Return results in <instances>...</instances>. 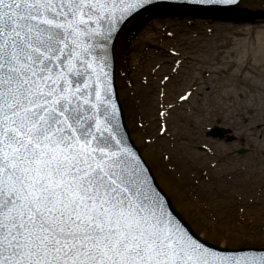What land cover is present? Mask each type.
Returning a JSON list of instances; mask_svg holds the SVG:
<instances>
[{
	"label": "snow or ice",
	"instance_id": "snow-or-ice-1",
	"mask_svg": "<svg viewBox=\"0 0 264 264\" xmlns=\"http://www.w3.org/2000/svg\"><path fill=\"white\" fill-rule=\"evenodd\" d=\"M150 4L0 0V264H264L185 226L130 143L114 40Z\"/></svg>",
	"mask_w": 264,
	"mask_h": 264
},
{
	"label": "rangeland",
	"instance_id": "rangeland-1",
	"mask_svg": "<svg viewBox=\"0 0 264 264\" xmlns=\"http://www.w3.org/2000/svg\"><path fill=\"white\" fill-rule=\"evenodd\" d=\"M233 13L247 15L251 22L236 24ZM263 17L264 0H242L227 9L156 5L126 25L115 47L116 83L131 138L192 228L229 249L264 248V110L259 107L253 115L239 107L231 114L213 104L226 90H220V81L236 83L237 98L248 92L250 84L244 78L253 73L231 81L222 71L227 62L237 61L236 51L243 47L237 42L247 39L253 27L258 32ZM217 55L219 63L206 60ZM165 75L171 79L162 83ZM195 76L201 78L194 82ZM140 88L147 94H140ZM186 92L190 99L180 101ZM260 95L255 91L262 102ZM143 100L151 106H144ZM168 105L172 108L165 122L159 112ZM161 123H166L165 135L160 134ZM216 126L231 133L212 138ZM241 150L246 153L239 154ZM190 151L195 156L186 160Z\"/></svg>",
	"mask_w": 264,
	"mask_h": 264
},
{
	"label": "bare ground",
	"instance_id": "bare-ground-1",
	"mask_svg": "<svg viewBox=\"0 0 264 264\" xmlns=\"http://www.w3.org/2000/svg\"><path fill=\"white\" fill-rule=\"evenodd\" d=\"M231 17L237 18L238 20L234 23L239 24V25H242V24L244 25L247 22L248 23L251 22L250 17H247V15L245 16L244 14H239V13L234 14L233 13L231 14ZM262 19H264V17ZM262 24H264V20ZM259 26H260L259 28L260 30L258 32L256 31V28L253 27L248 31L249 37L247 39L237 42L238 45L243 44V47L239 51H236L239 54V58L237 59L236 62H227L226 64L227 67L222 71L224 76L225 77L229 76L231 81H237L238 78H242L244 75H246V72L254 74L253 76L247 75L244 78V80L250 84L249 86L250 88L248 92H241V98L239 97L237 98L240 92H239L238 85L236 83L226 85L223 83V81H220V84H219L220 90L221 89H226V90L220 94L221 101L219 103L214 102V104L213 103L212 104L217 106V108H221L223 111H228V112L232 111L231 114L236 112V110H238L239 107L241 111L244 110L248 113H252L253 115L259 110V107L262 110H264V25H259ZM212 48L213 46H211V49ZM180 51L182 52L181 49ZM219 55H217L215 59L214 57L212 58L210 57V58H207L206 60H209V63L214 62V61L219 63L220 62L218 60ZM233 68L235 69L233 73L230 74V70H232ZM130 69L131 67L128 65V67H126L127 72H129ZM134 72H135V68H134ZM200 78L201 77L195 76L194 82L198 81V79ZM144 90L145 89L141 90L140 88V94H144V95L147 94ZM255 91H259L261 93L260 98L262 99V102H260L258 98L254 96ZM250 98H251L250 100L251 102H248L247 100ZM144 102H146V100H143V103ZM144 106L149 107L151 106V103L149 104V102H146ZM148 109L144 108V110H146V113H148ZM202 111L203 110L201 109V113ZM253 115H252V118H253ZM244 119L247 120L248 116H246ZM192 147L193 146L191 145V148ZM216 148L218 150L221 149V151H223V149L219 147L218 145L216 146ZM187 155L188 156L185 155L186 160L188 158H192L195 156L192 153V151L187 152ZM220 155L225 157L223 153H221Z\"/></svg>",
	"mask_w": 264,
	"mask_h": 264
},
{
	"label": "water",
	"instance_id": "water-1",
	"mask_svg": "<svg viewBox=\"0 0 264 264\" xmlns=\"http://www.w3.org/2000/svg\"><path fill=\"white\" fill-rule=\"evenodd\" d=\"M172 1H175V0H151V4L148 5V6H146L145 9L150 8V7H152V6H155V5H158V4H169V3L172 2ZM241 1H242V0H238V2H237L236 4L231 5V6H237L238 4L241 3ZM212 6H216L215 8H221V9H223V8H224L223 6H225V5L222 4V5H212ZM226 6H227V5H226ZM145 9H144V10H145ZM142 11H143V10L139 11V13L142 12ZM139 13H138V14H139ZM136 15H137V14H134L133 16H131L130 18H128V19L126 20V22L123 23V25H122V30H123V28L128 24V22H129L131 19H133ZM122 30L119 32V35L121 34ZM119 35L115 38V40H114V45L116 44V41H117ZM114 55H115V48H114ZM115 75H116V73H115V61H114V76H115ZM115 85H116V83H115ZM116 90H117V93H118L117 86H116ZM120 105H121V107H122L121 102H120ZM122 109H123V107H122ZM122 122H123V124L126 126V127H125V131L128 133V135H129V137H130V143L133 144V146L138 150V152H139V154H140V150H139V148L136 147V145L134 144L133 140L131 139V136H130V130H129L127 124H126V119H125V113H124V110L122 111ZM212 133H213V137H221V138H222V137H224L225 134L228 133V131L225 130V129L215 128V129L213 130ZM241 153H243V152H241ZM140 155H141V154H140ZM143 160H144V159H143ZM144 162H145V161H144ZM145 165H146L147 168L150 169V167L146 164V162H145ZM150 170H151V169H150ZM151 176L153 177V182H154V184L158 186L159 190H160V191L166 196L167 200L170 202V207H171V210H173L174 214H175L180 220H182V222L185 224V226L189 227L190 230H192V231H193L198 237H200L201 239H203L201 236H199V235H198V234L192 229V227L188 224V222H187V221H186V220H185V219H184V218L178 213V211L174 208V206H173V204H172L170 198L164 193V191L161 189V187H160L159 184L157 183V181H156V179H155V177H154V175H153V173H152V170H151ZM203 240H205V239H203ZM205 241H206V240H205ZM207 242H208V241H207ZM208 244H209L210 246L216 247L218 250H221V251H224V252H226V253H230V254L244 253V254H248V255H256V256H259V255H261V254H264V248H242V249H239V250H231V249L222 248V247H220V246H217V245L211 244V243H209V242H208Z\"/></svg>",
	"mask_w": 264,
	"mask_h": 264
}]
</instances>
